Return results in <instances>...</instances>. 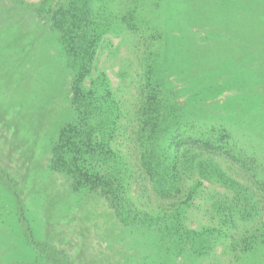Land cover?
<instances>
[{"label":"rangeland","instance_id":"1","mask_svg":"<svg viewBox=\"0 0 264 264\" xmlns=\"http://www.w3.org/2000/svg\"><path fill=\"white\" fill-rule=\"evenodd\" d=\"M66 1L0 0V264H264V0H162L158 18L146 16L159 42L114 30L99 48L93 76L111 81L123 114L116 138L132 163L147 49L163 112L180 107L199 131H229L246 154L243 165L216 155L235 186L205 181L183 215L200 230L197 242L165 229L162 209L174 200L151 182L135 183L119 204L101 188L76 190L69 172L52 168L60 131L78 115L50 13ZM190 175L189 184L199 177ZM225 219L234 234L217 232H231Z\"/></svg>","mask_w":264,"mask_h":264},{"label":"trees","instance_id":"2","mask_svg":"<svg viewBox=\"0 0 264 264\" xmlns=\"http://www.w3.org/2000/svg\"><path fill=\"white\" fill-rule=\"evenodd\" d=\"M162 6V0H67L51 8L53 26L60 30L61 47L69 57L72 103L78 114L75 121L61 129L51 166L69 172L76 190L101 188L119 204L131 200L135 183L144 187L151 182L160 196L174 200L172 208H168L171 210L162 209L165 229L185 233L190 237L187 241L197 242L200 230L184 225L183 215L205 181L235 186L216 155L231 161L242 159L243 165L246 154L236 146L229 131H199L195 128V114L189 116L186 110L182 113L180 107L170 106L167 113L163 112L162 90L153 65L156 53L147 49L144 58L148 65L134 127L137 163H132L116 138L121 133L123 114L111 81L104 71L93 76L102 39L109 32L128 31L150 46L159 42L162 37L154 25L156 20L146 16L158 18ZM211 153L212 156H205ZM193 170L199 177L189 184ZM4 174L11 181L8 173ZM20 209V219L27 224L33 239L24 207ZM144 214L148 216V212ZM228 222L232 223L231 232H223L222 228L217 232L234 234L238 226L225 219ZM260 233L253 235L254 244L246 254L255 250Z\"/></svg>","mask_w":264,"mask_h":264}]
</instances>
